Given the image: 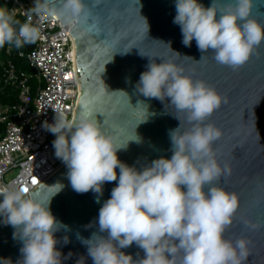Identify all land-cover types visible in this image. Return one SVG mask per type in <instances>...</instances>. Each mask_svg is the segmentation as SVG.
Here are the masks:
<instances>
[{
  "label": "clouds",
  "instance_id": "obj_1",
  "mask_svg": "<svg viewBox=\"0 0 264 264\" xmlns=\"http://www.w3.org/2000/svg\"><path fill=\"white\" fill-rule=\"evenodd\" d=\"M253 5L254 0H229L220 10L217 0L207 8L198 0H175L173 23L180 26L185 46L190 47L195 40L202 53L212 50L218 64L235 69L264 42V24L251 18ZM86 8L84 0H35L26 11L28 20L21 23L14 11L0 7V48L9 45L21 49L36 43L41 26L32 23L34 15L41 25L45 19L74 25L87 20L90 13ZM89 30L98 31L97 25L91 24ZM136 90L148 98H170L178 110L188 113L192 124L191 129L181 132L180 123L170 132L171 159L153 160L142 171L118 159L122 146L101 131L87 104L78 118L56 113L54 123L44 124L56 136L55 156L66 164L68 179L77 193L92 190L102 194L105 182L118 179L99 210V231L82 239L88 256L93 264H177L180 252V264H244L248 241L223 236L238 208V198L216 183L222 175L230 174L227 166L218 164L212 148L222 131L203 123L224 98L204 81L184 75V69L171 62H150ZM48 187L57 193L63 185ZM28 191L0 186V215L16 229L14 238L23 241L19 264H62L54 237L62 225L49 209L50 199H33ZM104 232L106 237L99 234ZM64 242H69L67 237ZM134 242L145 252V257L136 261L120 251Z\"/></svg>",
  "mask_w": 264,
  "mask_h": 264
},
{
  "label": "water",
  "instance_id": "obj_2",
  "mask_svg": "<svg viewBox=\"0 0 264 264\" xmlns=\"http://www.w3.org/2000/svg\"><path fill=\"white\" fill-rule=\"evenodd\" d=\"M28 1L31 5L35 3ZM84 2L90 14L86 21L71 25L68 34L77 90L71 119L78 118L82 106L87 104L101 131L122 146L117 151L118 159L142 171L153 160L171 159L172 130L180 123L181 132L192 127L188 113L178 110L170 98L164 101L148 98L136 90L147 65L152 61L174 63L184 69V75L212 87L225 102L203 123L222 131L212 148L221 168L230 169V174L222 175L216 183L238 198V208L223 236L231 241L238 238L248 241L244 264H264V42L253 48L247 62L233 69L218 64L212 50L202 53L195 40L190 47L182 43L180 26L173 23L175 0ZM198 2L207 8L212 0ZM227 2L217 0V8L223 10ZM251 18L264 24V0H254ZM57 21L60 26L65 25ZM93 23L98 31L89 30ZM116 171L119 176V168ZM67 173L68 168L62 162L29 196L36 200L50 199L49 209L62 225L54 233L62 264H77L81 260L83 264H93L82 239H89L99 231V210L110 198L118 179L105 182L102 194L92 190L77 193ZM57 183L63 187L55 193L56 189L48 186ZM4 219L0 215V264H19L23 241L14 238L16 229L4 223ZM99 234L107 236L106 232ZM65 237L68 243L64 242ZM120 251L132 256L133 261L145 257L144 250L135 242ZM181 256L178 252L177 264Z\"/></svg>",
  "mask_w": 264,
  "mask_h": 264
},
{
  "label": "built area",
  "instance_id": "obj_3",
  "mask_svg": "<svg viewBox=\"0 0 264 264\" xmlns=\"http://www.w3.org/2000/svg\"><path fill=\"white\" fill-rule=\"evenodd\" d=\"M0 1V7L28 20L26 11L33 6L28 0ZM32 23L41 26V38L15 53L27 67L8 57L1 62L0 79V93L14 97L0 102V183L27 188L28 195L62 163L55 156L56 136L44 124L54 123L56 113L71 119L77 92L68 37L71 25L60 26L56 19H45L41 25L35 15ZM6 50L12 54L13 47ZM10 172L15 174L7 178Z\"/></svg>",
  "mask_w": 264,
  "mask_h": 264
},
{
  "label": "trees",
  "instance_id": "obj_4",
  "mask_svg": "<svg viewBox=\"0 0 264 264\" xmlns=\"http://www.w3.org/2000/svg\"><path fill=\"white\" fill-rule=\"evenodd\" d=\"M15 19L19 20L21 23L26 22V18L24 16H22L20 13H15ZM7 46L8 45H5L4 48H0V79H1V75H2V64H1V62L6 60L8 57H12L18 65L21 64V65L27 67L25 59H19V58H17V56H15L16 51L19 50V49H16L15 47H13L12 54H8L7 50H6ZM8 91H9V89H8ZM13 98L14 97L6 96V94L0 93V102L1 103H6L10 99H13Z\"/></svg>",
  "mask_w": 264,
  "mask_h": 264
},
{
  "label": "rangeland",
  "instance_id": "obj_5",
  "mask_svg": "<svg viewBox=\"0 0 264 264\" xmlns=\"http://www.w3.org/2000/svg\"><path fill=\"white\" fill-rule=\"evenodd\" d=\"M25 70H27V72H31L32 70L30 68H26ZM35 81V80H34ZM15 174V172H10L6 177L10 178Z\"/></svg>",
  "mask_w": 264,
  "mask_h": 264
},
{
  "label": "snow or ice",
  "instance_id": "obj_6",
  "mask_svg": "<svg viewBox=\"0 0 264 264\" xmlns=\"http://www.w3.org/2000/svg\"><path fill=\"white\" fill-rule=\"evenodd\" d=\"M32 182H33V183H35L36 181H35V180H33ZM25 191H28V189H27V188H25Z\"/></svg>",
  "mask_w": 264,
  "mask_h": 264
}]
</instances>
